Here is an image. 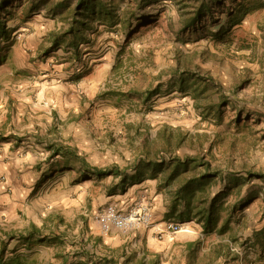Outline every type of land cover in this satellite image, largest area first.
Wrapping results in <instances>:
<instances>
[{
    "label": "rangeland",
    "instance_id": "rangeland-1",
    "mask_svg": "<svg viewBox=\"0 0 264 264\" xmlns=\"http://www.w3.org/2000/svg\"><path fill=\"white\" fill-rule=\"evenodd\" d=\"M115 1L121 5L120 12L130 14L132 26L95 22L87 30L89 40L74 50L67 36H63L66 42L52 47L49 34H63L75 0H66L56 17L29 14L39 1L0 0V16L7 28V35L0 38L4 112L0 124L9 121L5 113L13 109L12 116L29 128L26 137L53 140L54 148H66L64 155L53 153L46 160L54 201L69 198L59 201L61 209L56 210H65L66 221L49 220L46 230L54 236L35 242L33 250L21 245L22 264H46L50 257L53 264H61V254L69 264H81V252L86 253L83 263L89 264L91 238L103 248L102 254L109 250L89 232L93 226L97 229L95 215L110 194L119 191L111 187L116 181L111 170L93 175L89 174L92 169L139 166L142 174L149 173L148 179L158 184L156 194L173 203L172 191L181 178L200 174L204 167L190 163L187 174L165 185L168 171L152 168L149 160L152 156L159 161L171 155L201 157L209 161L211 173L219 172L212 179V195H221L228 181L231 186L223 198L235 208L230 229L221 234L214 229L191 250L171 249L149 258L143 241H130L114 254L121 260L110 253L109 258L102 256L100 264H202L222 238H227L229 248L239 246L247 210L255 216L264 208V0H207L211 14L189 29L183 28L179 0ZM14 27L18 28L13 33ZM179 57L200 74L195 84L186 83L191 86L188 90L179 89L175 73ZM206 73L222 86L224 102L218 104L217 85L205 78ZM22 105L24 115L17 111ZM46 120H52V130L35 133L28 125ZM164 129L173 132L174 142L180 132L183 144L159 150L163 145L159 132ZM154 141L157 150L152 153L149 148ZM247 169L261 177L244 182ZM227 173L243 179L230 183ZM248 189L250 199L260 203L255 208L244 205ZM220 213L217 228L228 215L226 210ZM169 218L177 220V216ZM83 236L86 240H81ZM226 256L230 262L236 259ZM219 259L212 264H221Z\"/></svg>",
    "mask_w": 264,
    "mask_h": 264
},
{
    "label": "crops",
    "instance_id": "crops-1",
    "mask_svg": "<svg viewBox=\"0 0 264 264\" xmlns=\"http://www.w3.org/2000/svg\"><path fill=\"white\" fill-rule=\"evenodd\" d=\"M27 1H39L40 3L36 10H29V14L56 17L57 15H61V6L66 0ZM16 28L18 27L11 28L13 33L17 30ZM24 107L22 105L21 109L17 110L21 111L22 115L25 112ZM2 112V104L0 103V120L3 118ZM12 113L13 109H11V112L5 113V117L9 121L5 122L6 124H0V259L5 264H22V253H19L21 245L30 247L31 250L35 242H47L51 240L54 234H50L46 230L49 225L48 221L57 220L60 223L66 221L63 216L65 210H61L60 213L56 210L61 209L59 201L62 203L63 199L66 198L68 200L69 198L65 195L66 197L62 196L60 200L54 201L52 183L50 178L47 177L51 175L48 174L50 169L46 165V160L53 153L64 155V149L66 148H54L53 140L46 142V139L42 138L41 140L37 136L34 138L26 137L29 132L28 126H23L22 123L12 116ZM28 125L33 127L35 133L42 128L52 130L54 127L52 120H46V123L33 122ZM97 170L100 172L111 170V174L115 176L114 180H116L111 187H116L119 191L112 192L106 204L113 202L119 209L125 210L137 200L145 197L147 201H144L149 205L154 216L153 221L157 226H164L166 221L175 220V218H169L170 216L176 217V215L171 213L170 209L174 200L172 203L170 199L171 202L167 203V200H164L160 193L156 194L158 184L148 179L150 177L149 173L142 174L139 166L133 170L128 169L127 166L125 168L120 166L119 168ZM140 176H142V179L140 181L136 180ZM249 192L250 190L248 189L246 196L249 195ZM256 203L260 205L254 199L244 203V205L255 208ZM47 205H52L53 207L49 211H45L44 208ZM263 212L264 208L257 215L251 216L250 210H247L248 217L245 218L244 221L246 222L238 234V238L242 242L236 248H229V256L234 255L233 259H236L234 262H230L229 257L225 255V257H219L221 259L218 258L219 261H222L221 264H264ZM202 223V221L193 218L182 223L184 227L183 231L176 233L173 238L162 240H158L150 228L137 230L129 236L113 230L107 244H105L106 250L109 249L106 251V254L111 253L113 257H116L114 254L119 250L121 251L123 245H126L130 241H136L135 243L143 241L150 254L149 258L171 249L175 251L181 248L186 252L189 250V244H191L190 248L193 249L195 244L200 243L208 237L207 233L203 232ZM89 235L93 238L98 236V230L95 226L91 228ZM83 239L86 240L84 236L81 240ZM89 241H91L90 255L91 257L93 256L89 264H100L102 256L105 257L106 254H102L101 250L103 248L101 246L98 248L95 240L91 238ZM225 241H227V238H222L221 244L229 247V244ZM175 243L176 245H174ZM85 255L86 253L81 252V264H85L83 263L86 259ZM61 256V264L70 263L66 256H63V254ZM109 257L110 255L106 256V258ZM121 258L117 259L121 260ZM53 260L52 257L47 258L46 264H53ZM113 264L116 263L114 262Z\"/></svg>",
    "mask_w": 264,
    "mask_h": 264
},
{
    "label": "trees",
    "instance_id": "trees-1",
    "mask_svg": "<svg viewBox=\"0 0 264 264\" xmlns=\"http://www.w3.org/2000/svg\"><path fill=\"white\" fill-rule=\"evenodd\" d=\"M180 7L182 9V22L183 28L189 29L200 23L208 14H211V7L207 0H190L184 1L179 0ZM2 6L0 5V8ZM121 5L115 0H75V5L70 14L66 17L68 22V27L63 30V34L59 35L56 33H50V44L52 47H57L61 43L66 42L63 36L68 37L69 44L73 47L74 50H78V47L83 42L89 40L87 30L92 28L95 22H98L100 25L104 26H114L117 23L121 25L122 28L131 27L130 14L120 12ZM247 10V8H246ZM10 14V13H9ZM245 16V12L242 13L235 23H238ZM232 19L237 18L236 14L231 15ZM232 22V21H231ZM7 35V28L5 20L0 16V38ZM178 55V54H176ZM182 68H185L182 70ZM119 69L118 66H114L112 71L115 72ZM175 73L178 75V85L180 90H188L191 88L190 85H186L188 81H192L195 84L196 80L200 76L199 71L193 73L188 65L183 62L182 59L178 60V65L175 69ZM205 78L213 83H216V90L219 93V103L225 101L226 98L221 97L222 95V86L219 83L215 82L211 75L205 74ZM191 79V80H190ZM174 134L172 131L167 132L165 129L159 132V138L163 139V145L158 148L159 150L170 151L171 147H178L183 144L184 137L178 132L176 134V142L174 139ZM154 141L149 148V151L152 153L157 150H154L155 146ZM81 162V160H80ZM197 163V166H203L204 170L197 175H188L184 178H181L183 174H187L189 171L190 163ZM150 166L159 170H167L166 178L164 184L170 185L174 181H177L181 178V183L172 191L174 196V203L172 214H176L177 220L180 223L187 222L193 218H196L198 221H202L203 232L209 234L214 229H217L216 232L221 234L227 229H230L231 216L235 212V208L231 209L227 204L225 197L227 191L230 189L227 185L229 182H226L225 190L221 195L214 194L212 195V183L213 177L218 176V171L211 173V165L208 160H204L201 157L193 156L180 158L176 155H171V158L168 160H158L157 157L152 156L149 160ZM164 166V167H163ZM89 174L100 175V171L97 169L90 170ZM260 173L254 172L251 169L246 170V180H249L252 177H256ZM229 177V178H228ZM257 177H261L260 175ZM226 178L230 179V183H237L239 179H243L240 175L236 173H227ZM224 179V178H223ZM232 183V184H233ZM251 193L247 196V201L250 199ZM182 206L181 210H177L178 207ZM227 211L228 215L225 218H221L222 222L217 228V222L220 220L221 213L220 211ZM178 212V213H177ZM264 241V240H263ZM189 244V250L190 248ZM211 253L207 254L206 262L202 264H212L217 258L225 257V255H230L229 247H225L223 244H219L216 248L213 249V255ZM227 257V256H226ZM0 264H5L0 259ZM11 264V263H6Z\"/></svg>",
    "mask_w": 264,
    "mask_h": 264
},
{
    "label": "built area",
    "instance_id": "built-area-1",
    "mask_svg": "<svg viewBox=\"0 0 264 264\" xmlns=\"http://www.w3.org/2000/svg\"><path fill=\"white\" fill-rule=\"evenodd\" d=\"M99 241L107 244L113 230L125 235L139 229H152L158 240L170 239L184 230L183 224L168 220L164 226L154 223V216L146 202H134L121 210L113 202L106 204L96 215Z\"/></svg>",
    "mask_w": 264,
    "mask_h": 264
}]
</instances>
